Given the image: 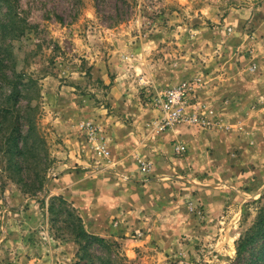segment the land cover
I'll return each instance as SVG.
<instances>
[{
  "label": "rangeland",
  "instance_id": "1",
  "mask_svg": "<svg viewBox=\"0 0 264 264\" xmlns=\"http://www.w3.org/2000/svg\"><path fill=\"white\" fill-rule=\"evenodd\" d=\"M0 3V59L19 76L22 133L31 123L29 143L43 144L19 162L29 187L11 179L0 153V264L79 262L66 215L47 208L53 196L71 202L68 185L91 171L83 166L108 165L89 128L118 122L121 132L147 109L160 118L151 95L184 81L200 85V122L189 125L233 133L234 144L212 150L211 167L190 173L198 183L167 196L154 222L130 224L118 240L103 236L117 246L91 247L81 264H237L236 243L264 197V0ZM74 140L94 158L81 161Z\"/></svg>",
  "mask_w": 264,
  "mask_h": 264
},
{
  "label": "crops",
  "instance_id": "2",
  "mask_svg": "<svg viewBox=\"0 0 264 264\" xmlns=\"http://www.w3.org/2000/svg\"><path fill=\"white\" fill-rule=\"evenodd\" d=\"M138 114L135 123L128 128L123 125L121 132L118 122L102 127L110 152L108 165L89 162L88 167L83 166L91 170L88 174H75L79 185L76 181L68 185L67 193H74L71 202L93 234L118 240L117 237L129 235L130 224L145 226L149 220L154 222L152 213L160 216L168 208L167 196L185 195L193 186L190 183L199 181L190 177L192 172L211 167L215 162L211 151L234 142L229 138L233 133L223 129L181 124L160 130L158 112L147 109ZM180 144L187 150L176 153L175 147ZM73 147L79 151L81 161L94 158L92 147L87 151L82 142L75 140ZM140 161L152 164L150 175L139 172ZM94 180L98 185L92 186ZM87 181H91L90 189Z\"/></svg>",
  "mask_w": 264,
  "mask_h": 264
},
{
  "label": "trees",
  "instance_id": "3",
  "mask_svg": "<svg viewBox=\"0 0 264 264\" xmlns=\"http://www.w3.org/2000/svg\"><path fill=\"white\" fill-rule=\"evenodd\" d=\"M1 9V3H0ZM19 76H9L3 68V60L0 59V153L6 158V171L11 179L23 183L29 187L30 183L24 181L25 168L20 166L21 159L27 156L29 151H36L41 147L42 141L36 144L29 143L28 135L35 131L34 125H29L28 135L22 133V123L19 113L21 90L18 83ZM28 111L32 107L27 108ZM45 178H39L29 189L33 193L42 190ZM47 213L55 216L66 215L67 231L73 236L80 246L84 256L76 264H81L88 256V250L93 246L111 252L117 245L107 239L87 232L84 220L72 202L64 196H53L47 208ZM78 252V254H79ZM237 264H264V197H261L257 206V215L252 226L239 238L236 243ZM249 256L248 263L243 259Z\"/></svg>",
  "mask_w": 264,
  "mask_h": 264
},
{
  "label": "built area",
  "instance_id": "4",
  "mask_svg": "<svg viewBox=\"0 0 264 264\" xmlns=\"http://www.w3.org/2000/svg\"><path fill=\"white\" fill-rule=\"evenodd\" d=\"M200 85L194 81H184L172 87H167L151 95L149 104L159 111L160 118L158 128L165 130L181 124H198L200 122L201 103L198 92ZM92 139L99 141L96 151L104 157H109L110 152L106 145V139L96 127L89 128ZM177 153L186 151V146L180 144L175 147ZM141 172L147 175L150 172V164L141 163Z\"/></svg>",
  "mask_w": 264,
  "mask_h": 264
}]
</instances>
